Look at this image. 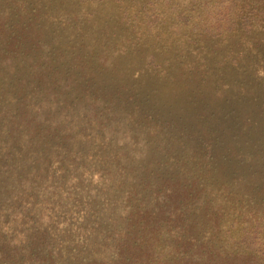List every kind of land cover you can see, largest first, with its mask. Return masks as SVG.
Listing matches in <instances>:
<instances>
[{
    "label": "rangeland",
    "instance_id": "374dc122",
    "mask_svg": "<svg viewBox=\"0 0 264 264\" xmlns=\"http://www.w3.org/2000/svg\"><path fill=\"white\" fill-rule=\"evenodd\" d=\"M0 264H264V0H0Z\"/></svg>",
    "mask_w": 264,
    "mask_h": 264
}]
</instances>
